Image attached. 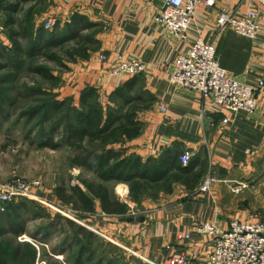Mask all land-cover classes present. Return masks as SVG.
Returning <instances> with one entry per match:
<instances>
[{"label": "crops", "instance_id": "crops-1", "mask_svg": "<svg viewBox=\"0 0 264 264\" xmlns=\"http://www.w3.org/2000/svg\"><path fill=\"white\" fill-rule=\"evenodd\" d=\"M9 2L0 0V40L5 45L12 43L4 25V7ZM263 2L217 0L212 8L199 6L184 41L165 31L155 20L162 9L160 0L25 2L32 8L35 28L51 20H55L53 27L61 33L72 20L92 25L83 32L96 44L87 58H75L64 76L59 98L70 99L82 111L81 98L91 97L104 116L110 109L118 108L115 102L131 100L140 130L135 139L122 142L124 157H136L142 165H157L165 160L173 173L177 167L185 170L181 180L170 185L166 196L169 203L152 208L146 203L148 213L144 215L129 216L132 198L125 183L117 186L120 191L114 196L111 194L114 201L125 207L121 214L103 212L100 200L80 188L93 206L91 212H81L80 219L94 233L121 244L147 262L168 264L169 258L181 254L186 264H208L212 240L197 232L198 223L212 222L221 231L229 230L232 221L247 223L253 215L264 223V94L258 97L252 114L233 115L198 91L169 82L175 59L188 54L193 44L202 40L214 45L217 61L227 75L253 88L259 81L264 83ZM251 9L259 15L254 40L230 28L218 27L222 11L241 18ZM119 56L146 63L145 73L110 75L109 70L119 63ZM183 151L192 155L185 166L179 161ZM207 176L220 182L214 183L208 192H201L200 185ZM235 183H246L248 187L233 193ZM47 196L49 203L61 206L55 193Z\"/></svg>", "mask_w": 264, "mask_h": 264}, {"label": "rangeland", "instance_id": "rangeland-1", "mask_svg": "<svg viewBox=\"0 0 264 264\" xmlns=\"http://www.w3.org/2000/svg\"><path fill=\"white\" fill-rule=\"evenodd\" d=\"M14 1L19 2L15 19L20 21L25 12L32 8L27 7L30 4L24 0ZM23 27L26 26L16 27L15 30L22 34ZM42 27L50 31L54 29L53 26L45 28V23ZM20 42L24 46L28 41L21 39ZM11 47L12 44L5 45L0 40L1 50H11ZM69 49L66 47L52 52L57 55L55 62L36 57L33 64L27 61L20 70L11 69L9 62L0 59V66L5 67L0 70V188L19 179L34 184L32 191L39 198H19L12 202L18 204L20 200H26L34 205V208L31 205L34 211L22 213L26 227L25 233L18 238L10 235L6 225H3V230H0V264H149L121 244L94 233L80 219L81 212L70 203L58 200L65 210L49 203L47 195H53L60 188L67 190L70 195L72 188L86 189L84 183L96 185L99 182L94 171V159L90 157L91 168L74 166V159L84 153L81 149L74 151L65 141L67 123L76 124V114L81 111L70 99L59 98L60 89L65 83L64 76L75 63L66 54ZM61 103H65L62 110L55 111L52 108ZM117 112L122 113L119 109ZM47 137H51V141L58 145L55 149L42 146ZM122 145V142L105 146L99 142H86L82 144V149L88 155L101 153L107 148L124 153ZM119 184L109 182L103 185L114 196L120 191L117 188ZM166 196L168 194L163 190L148 189L139 196L138 202L130 198L129 216L148 213L144 206L146 203L151 208L167 205L169 200H166ZM72 212L76 218L70 216ZM33 213L45 217L34 219ZM58 218L76 224L93 237L73 236L71 226ZM50 223H61L62 228L58 226V229H50ZM81 245L87 253L80 255L78 261ZM13 253L16 255L13 256Z\"/></svg>", "mask_w": 264, "mask_h": 264}, {"label": "trees", "instance_id": "trees-1", "mask_svg": "<svg viewBox=\"0 0 264 264\" xmlns=\"http://www.w3.org/2000/svg\"><path fill=\"white\" fill-rule=\"evenodd\" d=\"M28 0H24L27 2ZM19 2L10 0L4 7L7 11L5 24L8 30V38L12 42L11 50L0 49V59L10 63L11 69L20 70L27 61L33 64L35 58L42 57L48 61H57V55L52 52H58L61 48L69 47L67 56L75 61V58L85 59L88 53L94 48L96 42L86 35L83 31L90 29L92 25L81 22L79 24L71 22L66 25L64 32H59L57 28L53 30L44 29V27H34L32 23L31 11H26L21 17L20 21L15 19V14L18 12ZM22 34L13 30L15 27H21ZM28 41L22 45L20 40ZM58 50V51H57ZM5 67L0 66V70ZM38 74L39 71L37 70ZM132 101L126 99L123 102H115L118 108L110 109L106 112V118H103L102 110L99 109L98 104L92 101L91 97L81 98L82 111L77 112L75 122H68L65 127V141L74 150H79L84 153L74 159L73 165L77 167L91 168L89 164L90 157L94 159V171L97 174L98 184L84 183L87 191L95 198L100 200L101 209L108 214H121L125 212V207L114 201L111 193L103 185L104 183L113 182L125 183L129 186L130 196L134 202H138L139 196L146 190H163L166 193L171 191V183L181 180L180 176L185 174V170L181 167L172 169L167 165L165 160H161L157 165L148 163L142 165L140 160L136 157H124L122 151H115L107 148L103 152H93L94 155L82 149V144L88 142L89 144L99 142L102 146L108 144H116L124 140H130L139 134L140 125L135 120L134 109L131 108ZM65 103L53 105L55 111L62 110ZM126 108V110H125ZM122 113H118L117 110ZM46 137V136H45ZM122 140V141H120ZM42 146L55 149L58 145L51 141V137ZM57 199L64 203H70L75 210L80 212H91L93 210L91 200L79 188H72L70 195L68 191L60 188L55 192ZM18 204L10 203L7 205L5 213L0 214V230H3V225H6L7 232L14 238H18L25 233V219L22 217L23 212H31V205L26 200H20ZM30 204V205H28ZM34 211V210H33ZM35 214V213H33ZM37 215V214H35ZM33 215V218L42 219V215ZM59 219V218H58ZM64 221L71 226L73 236L83 235L84 237H93V235L83 228L76 226L70 221H65L62 218L59 221ZM62 228L61 223L54 225L50 223V229ZM46 234V233H45ZM85 247L81 245L78 251V261L80 255L87 253ZM16 253H13V256Z\"/></svg>", "mask_w": 264, "mask_h": 264}, {"label": "built area", "instance_id": "built-area-1", "mask_svg": "<svg viewBox=\"0 0 264 264\" xmlns=\"http://www.w3.org/2000/svg\"><path fill=\"white\" fill-rule=\"evenodd\" d=\"M160 1L162 9L155 20L163 26L165 31L171 32L178 40L184 41L196 9L199 6L212 8L217 0ZM258 22L259 15L253 9L248 10L241 18L222 11L217 19L220 29L230 28L236 34L251 40L256 38ZM54 24L55 20H51L45 23V28H51ZM118 62L109 70L110 75L121 77L145 73L146 63L140 60L127 61L119 56ZM169 82L176 87L198 91L205 99L233 115L239 112L252 114L256 110L258 97L264 94L262 81H259L256 88H253L227 75L217 61L214 45L202 40H197L188 54L179 55L175 59ZM161 109L165 112L164 107ZM191 156L190 152L183 151L179 157L181 165H187ZM217 182L220 181L207 176L199 189L201 192H208L210 187ZM34 186V184H27L18 179L0 188V212H5L7 205L19 198L39 199L32 191ZM247 187L246 183H235L232 192L240 193ZM56 207L65 210L61 206ZM70 216L76 218L73 212ZM195 228L198 233L212 240V252L208 264H264V223L260 222L256 215H253L247 223L232 221L227 231L219 230L212 222L198 223ZM168 264H186V259L181 254L180 256L175 255L168 259Z\"/></svg>", "mask_w": 264, "mask_h": 264}]
</instances>
